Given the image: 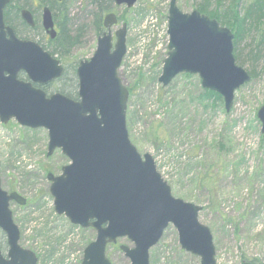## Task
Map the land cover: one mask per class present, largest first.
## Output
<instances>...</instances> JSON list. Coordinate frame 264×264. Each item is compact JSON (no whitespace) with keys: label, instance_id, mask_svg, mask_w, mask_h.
Segmentation results:
<instances>
[{"label":"rangeland","instance_id":"1","mask_svg":"<svg viewBox=\"0 0 264 264\" xmlns=\"http://www.w3.org/2000/svg\"><path fill=\"white\" fill-rule=\"evenodd\" d=\"M52 1L16 3L32 8L39 17V5L50 6ZM169 1L137 0L131 8L112 6L111 11L123 18L112 32L122 23L127 30L126 53L118 74L129 92V139L141 155L152 156L174 197L201 206L198 219L212 234L216 264H264V134L257 118V110L264 104V18L251 22L236 45L233 39L236 63L251 75L234 91L231 108L226 111L222 97L204 94L198 74L179 73L166 86L158 81L167 55ZM202 1L176 3L183 12H191ZM231 2L222 0L225 7ZM53 3L52 13L62 10L67 17L62 24L68 31H81L69 54H53L68 74L48 84V93L61 92L73 65L92 56L99 36L92 24L94 7L89 0ZM216 3L209 0L208 8ZM251 3L253 0H237L241 14ZM11 22L20 35L39 40L48 52L57 48L54 40L41 35L40 23L31 31L19 20ZM47 144L45 128H28L14 119L0 122L1 187L26 201L24 205L12 201L10 209L20 232L19 245L35 253L37 264H81L83 250L96 232L55 212L46 175L60 174L69 160L60 149L47 155ZM120 245L133 244L127 238L107 244L106 256L112 264L129 263ZM199 263V256L181 248L172 224L149 249V264Z\"/></svg>","mask_w":264,"mask_h":264},{"label":"water","instance_id":"2","mask_svg":"<svg viewBox=\"0 0 264 264\" xmlns=\"http://www.w3.org/2000/svg\"><path fill=\"white\" fill-rule=\"evenodd\" d=\"M9 1L0 0V122L14 119L28 128H45L47 155L60 149L68 158L60 174L48 172L46 177L55 212L96 232L84 248L82 264H112L106 245L119 238L133 244L120 245L128 264H149V249L169 224L177 230L181 248L200 257L199 264H216L212 234L198 219L201 206L174 197L152 156L141 155L129 139V92L118 74L126 53V23L112 35L117 15H104L106 31L97 37L92 56L76 67L77 99L58 91L48 95L33 84L58 79L63 66L36 41L19 38L4 26L2 11ZM111 1L131 8L137 0ZM21 17L33 26L28 9H21ZM42 25L54 39L57 31L48 6L42 10ZM167 34L168 52L158 77L162 86L179 73L198 74L202 88L218 93L225 110H230L234 91L250 79L236 63L233 32L196 9L183 12L176 0H170ZM21 71L27 80L18 78ZM257 118L264 134V104ZM10 201L26 202L16 192L2 189L0 182V229L6 234L10 257L5 264H36L35 253L19 245Z\"/></svg>","mask_w":264,"mask_h":264},{"label":"trees","instance_id":"3","mask_svg":"<svg viewBox=\"0 0 264 264\" xmlns=\"http://www.w3.org/2000/svg\"><path fill=\"white\" fill-rule=\"evenodd\" d=\"M12 1L16 2V0ZM89 1L94 7L92 24L95 28L96 34L101 35L102 32H104L102 22L103 16L112 10L113 3L111 0ZM63 2L64 0H62V3ZM216 2V6L212 9H209V0H203L197 5L196 10L209 16L210 18L216 19L220 25L230 27L234 33L235 45L242 37L251 22L257 23L260 21V19L264 18V0H253V3H251L242 14L238 10L237 0H232V2L226 7L223 5L222 0H216ZM53 4L54 3L52 1L49 6L52 9ZM53 19L57 22L58 34L54 39V42L57 44V48H54L51 54L53 55L54 53H59L61 56H65V54H69L71 48L78 43L81 30L76 34H71L68 31V29L62 24L63 21H67V17L62 10H60L58 13H56L55 10L53 13ZM121 19H123L122 16L119 17V20ZM13 26L16 30L18 29L15 25ZM76 67L77 66L73 65L72 74L70 73L66 85L61 89V93L72 98H77V80L75 76ZM67 71L68 69H64L61 78L68 74ZM43 89L48 92L47 86L43 87ZM204 94L209 97L212 96L214 99H219L221 97L218 93L211 90H205Z\"/></svg>","mask_w":264,"mask_h":264},{"label":"flooded vegetation","instance_id":"4","mask_svg":"<svg viewBox=\"0 0 264 264\" xmlns=\"http://www.w3.org/2000/svg\"><path fill=\"white\" fill-rule=\"evenodd\" d=\"M16 2H18V0H16ZM16 2L10 0L4 6L3 11H2V18H3L4 26L5 27H11L13 29L14 33L16 34V36H18L19 38H25V39L33 40L31 35H30L31 37H29V36L26 37L27 34H24L23 36L20 35V33H18V31L14 28L13 23L11 21H14V20L17 21V20H19L21 22V26L23 28H27V29H29L31 31L32 30L34 31L35 27L40 23L41 33H43L41 35L47 36L49 38V36L47 35V33H46V31H45V29L43 28V25H42V10H43V8H44L45 5H39V4H37V5H39L41 7V13L39 14V17H37L35 15V12L33 11L32 8H28L24 4H17ZM53 2H55V4H58L59 5V4L62 3V0L61 1L53 0ZM23 8H26V9H28L30 11V13L32 15L33 22H34L33 26L28 25L22 19V17H21V9H23ZM102 22H103V19H102ZM118 22H119V17H118ZM54 28H55V30L57 31V34H58V26L56 24V21H54ZM115 30L113 32L111 30L112 35H114ZM104 31H106L105 28H104ZM26 32L28 33V31H26ZM49 40H54V39H50L49 38ZM33 41H36L37 43H39L45 49V46L39 40H35L34 39ZM75 76H76V74H75ZM18 78H20L21 80H27L26 74L23 71L19 72ZM55 80H57V79H55ZM76 80H77V77H76ZM53 81L54 80H51L49 83H47L45 85H38V84H33V85L36 86V87H41V88L46 87V86L48 87V84L52 83ZM0 232H1V236H0V264H5V262H7V261L10 260V257L8 255V253H9V245H8V242H7L6 234L1 229H0ZM37 262H38V260H37ZM18 264H20V263H18Z\"/></svg>","mask_w":264,"mask_h":264}]
</instances>
